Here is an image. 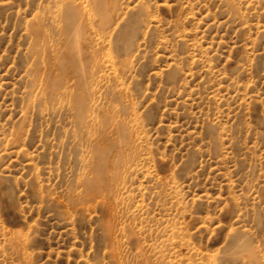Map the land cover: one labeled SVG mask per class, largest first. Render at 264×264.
I'll return each instance as SVG.
<instances>
[{"label":"rangeland","instance_id":"374dc122","mask_svg":"<svg viewBox=\"0 0 264 264\" xmlns=\"http://www.w3.org/2000/svg\"><path fill=\"white\" fill-rule=\"evenodd\" d=\"M0 264H264V0H0Z\"/></svg>","mask_w":264,"mask_h":264},{"label":"bare ground","instance_id":"6f19581e","mask_svg":"<svg viewBox=\"0 0 264 264\" xmlns=\"http://www.w3.org/2000/svg\"><path fill=\"white\" fill-rule=\"evenodd\" d=\"M79 108H80V107H79ZM97 159H98V158H97ZM98 161H99V160H98ZM111 161H112V160H111ZM94 163H95V162H94ZM103 164H104V163H103ZM103 164H102V165H103ZM110 165H111V164H110ZM94 166H95V165H94ZM98 168H100V167H98ZM108 168H109V167H108Z\"/></svg>","mask_w":264,"mask_h":264}]
</instances>
